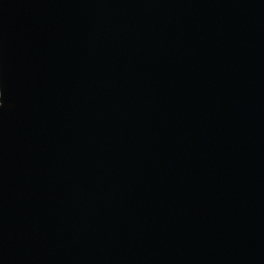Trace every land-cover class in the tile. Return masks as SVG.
Here are the masks:
<instances>
[{"label": "water", "instance_id": "95a60500", "mask_svg": "<svg viewBox=\"0 0 264 264\" xmlns=\"http://www.w3.org/2000/svg\"><path fill=\"white\" fill-rule=\"evenodd\" d=\"M0 264H264V0H0Z\"/></svg>", "mask_w": 264, "mask_h": 264}, {"label": "snow or ice", "instance_id": "6c2138e0", "mask_svg": "<svg viewBox=\"0 0 264 264\" xmlns=\"http://www.w3.org/2000/svg\"><path fill=\"white\" fill-rule=\"evenodd\" d=\"M3 107V92L0 91V108Z\"/></svg>", "mask_w": 264, "mask_h": 264}, {"label": "clouds", "instance_id": "9594fccd", "mask_svg": "<svg viewBox=\"0 0 264 264\" xmlns=\"http://www.w3.org/2000/svg\"><path fill=\"white\" fill-rule=\"evenodd\" d=\"M0 91H2V86H0ZM3 92V91H2Z\"/></svg>", "mask_w": 264, "mask_h": 264}]
</instances>
